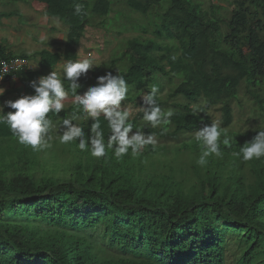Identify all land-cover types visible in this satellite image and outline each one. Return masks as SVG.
Wrapping results in <instances>:
<instances>
[{
  "label": "trees",
  "instance_id": "16d2710c",
  "mask_svg": "<svg viewBox=\"0 0 264 264\" xmlns=\"http://www.w3.org/2000/svg\"><path fill=\"white\" fill-rule=\"evenodd\" d=\"M123 1L144 17L153 16V8L164 1L168 4L156 14L153 38L129 40L113 61L124 65L111 75L123 76L128 88L147 83L158 88L155 94L146 91L128 101L135 112L128 135L180 143L177 151L197 153V161L203 158L205 164L181 161L177 168L163 164L155 172L146 170L145 162L163 148L147 145L135 154L129 148L118 159L114 143L105 157L95 158L76 141L78 160L69 179L36 178L32 170L37 162L29 147L0 124V264H264V157L245 162L240 153L264 128L228 137L224 131L232 123L231 103L241 88L264 111V0L236 1L237 8L225 20L209 16L194 0ZM33 2L45 6L46 14L68 32L63 56L40 52L39 71L21 77L25 95H35L33 84L38 87L62 59L65 64L76 61L92 18L105 19L112 12L110 0ZM77 3L82 5L78 14ZM17 17L16 12L0 14L5 20ZM13 57L0 47V58ZM98 77L90 81L80 76L75 91L73 81L65 80V91L86 93ZM166 82L173 87L163 98L159 93ZM149 96L162 111H173L167 132L165 126L152 128L143 120L151 107ZM200 101L208 108L221 106L219 154L204 156L200 142L183 141L184 135L212 126ZM86 114L80 106L49 113L46 139H53L58 125L65 130L80 127L86 140L94 136V121ZM66 118L68 126L63 124ZM100 123L106 143L110 133L103 116ZM12 156L16 161L10 162ZM19 164L23 171L6 178ZM190 173L195 182L186 187Z\"/></svg>",
  "mask_w": 264,
  "mask_h": 264
},
{
  "label": "rangeland",
  "instance_id": "374dc122",
  "mask_svg": "<svg viewBox=\"0 0 264 264\" xmlns=\"http://www.w3.org/2000/svg\"><path fill=\"white\" fill-rule=\"evenodd\" d=\"M110 1L112 12L105 19L92 18L91 22L93 25H89L91 27L88 28L87 34L81 40L80 47L76 49L77 60L91 59L93 61V67L86 74H81V76L87 77L90 81H94L95 74L99 75V77L105 76L109 72L119 74L124 64L122 62L114 64L113 61L121 56L129 40L140 38L143 42L153 38V24L159 23L156 14L168 7L167 1H164L161 6L153 8V16L144 17L131 11L123 0ZM236 1L238 0H194L195 3L201 5L203 11L209 16L213 15L215 18L222 20L228 19L231 12L237 8L235 5ZM9 12H16L20 17L10 20L0 18V47L5 49L6 54L17 58H20L21 55L30 57V63L34 71H39L40 68L38 56L40 52L46 51L63 56L68 27L50 18L46 14L45 6L35 3L33 0H20L14 3L0 2V14ZM102 20H105L103 25L100 22ZM64 65L65 62L62 59L54 69L47 72L45 77L55 71L63 81L67 80L64 79ZM161 81L157 80V84H160ZM164 84L161 93H159V96L163 98L173 87L167 82ZM0 88L5 90L4 94L0 96V106H3L6 101H15L25 94L19 80L14 84L5 83ZM146 91H151L149 83L141 88H129L126 100L121 102V110L127 109L131 113L130 119L135 112L132 114L134 107L128 101H134L135 98ZM84 94L80 93L76 96H83ZM76 96L68 93L65 101H63L65 104L64 109L71 106H79ZM200 104L206 108V113L211 117L212 125L215 123L221 129L223 127L221 106L208 108L203 101H200ZM231 107L232 123L229 127L224 128L227 137L231 134L264 128V111L254 104L245 94L243 88L240 89L237 99L232 101ZM197 109L198 106H195L194 110ZM10 111H12L10 108L3 107V115L5 117ZM66 131L61 125L54 126L53 139H46L44 136L47 147L34 151V153L31 152L32 148H28L32 159L37 162V166H34V170H32V174L36 178L69 179L74 173V164L78 160L73 148V144L76 141L67 144L59 142V137ZM137 134H129L128 138L131 139ZM195 135L196 133L184 135L183 141L190 142L195 139ZM153 138L156 140L155 147L163 148V150L160 154L155 155L153 159L145 162L146 170L159 172L163 164L177 168L181 161L186 164H191L194 160L197 161V153L177 151L181 146L180 143ZM14 161H16V156H12L10 162ZM23 167V164H19L12 170L10 169L11 172H6V178L22 172ZM189 177L191 179L185 184L186 187L195 182V177L192 176V173H190ZM247 177L248 181H250L249 175ZM228 261L231 262V259Z\"/></svg>",
  "mask_w": 264,
  "mask_h": 264
},
{
  "label": "clouds",
  "instance_id": "9594fccd",
  "mask_svg": "<svg viewBox=\"0 0 264 264\" xmlns=\"http://www.w3.org/2000/svg\"><path fill=\"white\" fill-rule=\"evenodd\" d=\"M81 9L82 5L77 3L75 12L78 14ZM14 58L17 57L4 60ZM23 60L28 62L29 69L20 72L14 81L0 80V86H4L5 83L14 84L18 80L21 83V77L24 74L34 72L30 59ZM92 67L93 61L91 59L69 61L64 65V79L73 81L71 84L73 91L79 87L74 81L81 74H86ZM33 87L35 95L24 94L15 101H6L3 106H0V124L9 127L18 143L31 147L33 151H39L48 146L44 136L49 131L50 121L46 117L49 113L58 114L64 109L65 104L63 101H65L68 93L65 91L63 80L55 71L47 77L41 78L38 87L35 84H33ZM4 91L0 88V96L4 94ZM128 91V84L121 75L113 77L109 72L105 76L98 77L95 86L90 87L83 96H76L80 109L94 121L91 127L94 136H89L86 140L84 131L80 127L72 126L59 137V142L67 144L78 141L77 147L81 151H90L91 156L95 158L105 157L107 150H111L115 143L118 144V147L114 155L118 159L126 155L129 148H132L133 154H135L138 149L147 145L155 146L156 140L152 135H149L147 139L140 134L131 139L128 138V133L133 128L130 119L131 113L127 109L121 110V102L126 100ZM151 91L153 94L157 93V86H151ZM148 103L151 107L143 112V120L152 128L163 125L165 126V132H167V126L171 124L170 118L174 115L173 111L171 109L162 111L152 96L148 97ZM3 107H8L14 111L8 112L5 117ZM101 116L107 121L110 133L106 143L104 132L101 130ZM126 121L128 122L126 123ZM70 123L71 121L67 118L63 120L65 126L70 125ZM222 134L215 123L211 127H205L202 131L196 133L195 140L205 148L204 156L219 154L218 147ZM222 143L225 146L229 145V139H224ZM240 153H242V159L245 162L264 157V130H261L250 144H246L240 150ZM197 163L204 165L205 161L201 158Z\"/></svg>",
  "mask_w": 264,
  "mask_h": 264
},
{
  "label": "built area",
  "instance_id": "2783aa9c",
  "mask_svg": "<svg viewBox=\"0 0 264 264\" xmlns=\"http://www.w3.org/2000/svg\"><path fill=\"white\" fill-rule=\"evenodd\" d=\"M29 69L28 62L23 59L14 58L9 60H0V80L14 81L20 72Z\"/></svg>",
  "mask_w": 264,
  "mask_h": 264
}]
</instances>
